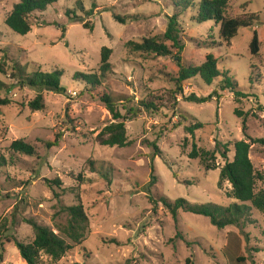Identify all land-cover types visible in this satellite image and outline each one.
I'll use <instances>...</instances> for the list:
<instances>
[{
    "label": "rangeland",
    "instance_id": "rangeland-1",
    "mask_svg": "<svg viewBox=\"0 0 264 264\" xmlns=\"http://www.w3.org/2000/svg\"><path fill=\"white\" fill-rule=\"evenodd\" d=\"M19 1L0 0V62L7 63V73L0 72V79L8 85L16 82L10 77L15 62L30 73L60 68L67 92L43 90L41 110L31 109L38 91L29 86L1 92L12 102L0 106V157L5 158L0 165V243L4 247L0 264H27L7 238L33 241L29 220L55 229L67 218L60 213L61 207L79 201L89 216L86 239L60 260L44 254L43 264H186L188 257L195 264H264V212L253 209L255 222L244 228L219 229L208 217L183 210L176 222L159 201L162 196L221 205L235 201L229 181L220 179L225 158L217 153V168L208 170L189 153L194 145L213 151L218 141L221 150L222 144H229L228 159L233 160L234 141L264 138V0H229L228 8L232 17L253 14L257 18L258 56L249 49L251 28L241 27L227 43L219 24L196 21L195 6L178 10L180 0H59L31 15L32 30L26 35L5 23ZM78 1L91 14L76 9ZM74 8L80 21L66 15L67 9ZM174 14H178L184 45L182 61L198 66L209 54L215 55L218 67L237 81L243 95L225 88V75L212 84L196 76L183 83L185 95L215 92V97L200 104L177 95L173 104V79L180 70L175 55L135 52L127 42L162 35ZM104 46L112 48L113 67L102 85L93 89L75 80L76 73H99ZM104 93L113 97L123 114L122 103L138 109L136 117L126 120L130 143L125 147L104 146L98 140L104 127L114 121L102 99ZM151 97L159 99V111L141 106L142 100ZM236 109L244 115L238 116ZM199 123L203 126L194 134L186 130ZM18 139L32 144L36 153L14 151L11 144ZM55 140L56 145H46ZM250 158L256 187L264 189V145L252 142ZM80 173L91 180L80 183ZM153 175L157 179L149 194ZM234 234L240 238L239 246Z\"/></svg>",
    "mask_w": 264,
    "mask_h": 264
},
{
    "label": "trees",
    "instance_id": "trees-1",
    "mask_svg": "<svg viewBox=\"0 0 264 264\" xmlns=\"http://www.w3.org/2000/svg\"><path fill=\"white\" fill-rule=\"evenodd\" d=\"M59 0H20L15 3L11 12L6 16L5 23L13 31L18 34L26 35L32 30L31 15L35 12L45 11L50 5L58 2ZM178 10L184 11L192 6H195L196 15L195 19L198 23H204L213 21L220 25L221 38L229 43L238 34L241 27L251 28L253 30V36L250 42V52L254 56H258L261 50V42L259 39V32L255 28V21L257 18L253 14L246 15L244 17H232L228 13L229 0H200L198 3L192 0H180L176 1ZM193 8V7H192ZM84 12L86 9L81 1L77 2V8ZM67 9L66 15L71 21H80V16L77 14V10ZM92 10H86V14H91ZM178 14H174L169 18L166 31L162 35L153 37H147L141 41L130 40L127 42V46L135 52H147L154 53L158 56H170L175 55L178 60L180 70L178 76L174 78L176 88L172 91L174 102H177V95H181L184 101L205 103L211 101L215 97V92H212L206 96L191 93L186 96L183 89V83L193 77L200 76L207 84H212L213 81L221 76L225 75L223 84L225 88L231 89L236 96H241L244 93L239 90V85L236 80L229 76L228 72L221 71L218 67L219 59L213 54H209L206 60L196 66L192 64H185L180 56L184 45L180 39V27L178 22ZM122 17H118L120 19ZM78 19V20H77ZM86 29H92L91 25L84 23ZM65 28H63V31ZM170 41L171 45L166 42ZM175 50L176 53L173 51ZM112 48L104 46L101 50V62L99 67V73H76L74 75L75 80H83L86 84L96 88L102 85V79L112 71V63L110 61L112 55ZM6 61L0 62V72H6ZM10 77L16 82L8 85L0 79V106L11 104L12 100L9 97L2 96V91H10L15 86H29L38 94L36 98L30 102V107L33 110H41L44 108V96L43 90H50L55 93H66L67 88L62 85L61 78L64 75V70L56 68L52 72L42 71L37 69L33 72H28L26 67L19 62H15L12 67ZM103 101L106 103L108 110L111 112L114 121L104 127L101 133L98 135L100 144L110 147H125L129 145L130 141L127 136L126 120L131 119L132 116L138 115V109L135 106H128L123 104V108L126 111L124 114L117 107V104L113 97L104 93L102 95ZM159 100V99H158ZM155 97L142 100L141 106L147 110L159 111L160 101ZM235 113L242 117L244 113L239 109L235 110ZM182 118H185L183 114H180ZM180 123L178 124V126ZM203 124L199 123L196 126L186 127V130L194 134V130L202 127ZM243 127L246 128L245 120H243ZM61 135L58 136V138ZM253 143H261L264 145V138H255L251 141L240 139L234 141V158L228 159V153L230 151L229 144H222L223 149H220L221 143L217 141L216 147L213 151L199 149L196 145L193 146L192 151L189 153L192 158H200L205 168L208 170L217 168L216 155L220 153L225 158V164L221 168L220 179L227 180L232 186L230 191V197L235 201L229 205H221L214 202L206 203H193L188 199L180 197L175 200H171L166 196L160 197L162 202L172 213L175 221H178V214L180 210L190 212L197 215H203L209 218L212 225L219 229H223L227 226H236L244 228L248 224H252L255 220L252 217V210L257 209L264 212V189L258 190L256 187V171L253 162L250 158V150ZM58 143V140L54 142L46 141L47 146H54ZM155 148L158 149L157 144L153 143ZM11 148L14 151H18L27 155H34L36 153L35 147L18 139L12 142ZM5 158L0 157V165L4 164ZM154 171V166L152 167ZM105 175V174H104ZM107 176V175H106ZM157 177L152 176V180L148 185L147 191L151 194L152 187L156 183ZM80 183L91 178H86L85 175L80 173L78 175ZM60 184V181H56ZM60 213H65L67 218L64 223L58 224L56 228L40 224L34 220L28 222L33 227L35 238L31 242H23L17 237L7 238L10 242L18 248L21 257L27 264H43L42 256L48 255L53 260H60L64 255L79 246L86 239L89 232V216L85 211V208L81 201L77 204L62 206ZM179 235V233H178ZM234 238L237 245H240V238L234 234ZM233 237V235H232ZM116 242V239H113ZM187 243H190L186 240ZM0 249L4 251L3 243H0ZM3 257V254L0 255ZM186 264H195L192 257L186 259Z\"/></svg>",
    "mask_w": 264,
    "mask_h": 264
}]
</instances>
